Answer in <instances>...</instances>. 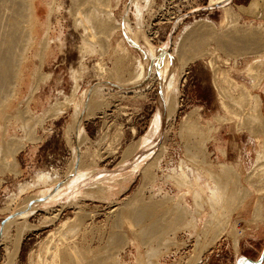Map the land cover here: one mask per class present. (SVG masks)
I'll list each match as a JSON object with an SVG mask.
<instances>
[{"label": "rangeland", "instance_id": "374dc122", "mask_svg": "<svg viewBox=\"0 0 264 264\" xmlns=\"http://www.w3.org/2000/svg\"><path fill=\"white\" fill-rule=\"evenodd\" d=\"M230 1L135 0L136 10L132 0H38L37 41L8 100L10 112L27 109L30 122L1 126L5 142L25 138L27 129L36 140L10 157L14 172L0 174V264H69L74 254L95 264H192L197 253V264L259 260L264 98L256 112L250 95L264 83L257 77L264 16L238 11L251 0ZM200 22L214 37L182 42ZM219 39L232 46L220 48ZM139 63L143 74L129 84ZM85 90L94 105L81 119ZM220 165L229 175L214 181ZM34 200L41 201L22 218Z\"/></svg>", "mask_w": 264, "mask_h": 264}, {"label": "bare ground", "instance_id": "6f19581e", "mask_svg": "<svg viewBox=\"0 0 264 264\" xmlns=\"http://www.w3.org/2000/svg\"><path fill=\"white\" fill-rule=\"evenodd\" d=\"M82 1H84V0H71V3L75 4L76 2H82ZM86 1L89 2V0H85V2ZM132 1H134L135 9L138 10V5L136 4L135 0H132ZM228 1L229 0H210L209 3H210V6L217 5V7H218L220 4L224 5L223 3H225V5H226L228 3ZM37 2H38V0H0V130H1L2 123L4 124L5 121L8 122L9 121L8 119H19V121H20L19 123H20V126L22 127V129H23V127L25 128L26 125L30 122L29 121L30 120L29 119L30 116L26 112V110H27L26 109V107H27L26 104L27 103H25L26 107L25 108L23 107L26 110L23 111V109L22 110L21 109H17L16 112L14 114H12L10 112V110H12V104H11V101L9 102L8 100L15 93L16 88H18V86H19V83H20L19 81H20L21 77L24 76L25 73H26L25 69L27 68L28 59H29L28 54L30 53L31 48L35 45V43L37 41V36H35V34H34L35 25H34L33 18H34L35 15L40 14L42 12V9L36 7ZM147 3H150V2H147ZM99 4L103 5L101 3H99ZM100 8L101 7H97V9H99V11H101ZM225 9H229L230 10L229 7H226ZM230 11H228V13L226 14L227 15L225 17L226 21L231 20V19L233 20V18H234ZM136 18H138V17H136ZM123 27H125V32H129L128 34L131 33L132 29H131V27H130V25L128 23H125V24L123 23ZM188 34H189V36H187V34H185L184 37L182 36L180 40L182 42L186 41V40L190 41L191 40V34H193V36H195V38L197 37V39H200V40H204V38H206V37H208V38L214 37V35L208 30V25L205 22L196 23L194 25V27H193V31L188 32ZM247 34L248 35H253L252 32H249ZM146 37H148V36H146ZM133 41H134V36H133ZM215 43L220 48H225L226 46H232V44H226L225 42H223V40L221 41V39L216 40ZM135 44H136V41L134 42V45ZM140 44H141V42H140ZM39 45L44 47V45H42V43H40ZM179 45L181 46V42L179 43ZM148 47L149 48L147 49V51H149L150 56H152L153 49H152V47H150V45H148ZM196 47L199 48V46H196ZM197 48H196L195 51H193V50L191 51V57H190L191 60L196 58V54L197 55L200 54V53H198V49ZM41 50H42V48H41ZM41 50L39 49V51H41ZM42 53L43 52H41V53L39 52V54H40L39 56H41L40 59L42 58V56L45 55L44 54L45 52L43 53L44 55H42ZM154 53H155V51H154ZM41 60H39V62ZM186 64H187V60H184L183 63L181 64V69H183L186 66ZM164 67L167 68V64ZM100 70L104 71V68L101 67ZM162 71H166V70H162ZM142 74H143V68H142V65L139 63L137 75H135L128 83L132 84V83L138 81L141 78ZM172 80L174 81V83L176 82V80H174V79H172ZM94 88L95 87L93 86V88H91V91ZM234 89H235V87H234ZM91 91H89V90L86 91L85 90L82 93V97H81L82 100L79 102V113H78V116L79 117L81 116L80 117L81 119L86 114V111L88 112V109H89L88 107L89 106H90V110L93 109V105H94L93 102L90 103L88 101ZM164 91H165L164 100H165V103L167 104L171 100V98H170L171 96L170 95L172 93L171 91H173V88L171 89V87L168 86V87L165 88ZM234 91L237 94L236 95L234 94L235 97H233V98L236 101L240 100V101L243 102L244 99H245V96H244L245 94L242 91H240V90H237V91L234 90ZM30 93H32V94L29 95V97L27 96L28 98H30L33 95V92L30 91ZM250 96L252 97V99H251L252 109L257 112L258 108L260 107L259 106V104H260L259 98L257 97L256 94H253V95H250ZM81 108H83V110H84V111L82 110L83 111L82 113L80 112ZM56 112H58V111H56ZM157 112H158L157 114L159 115L158 116V119H159V117H160L159 110ZM54 115H56V114H54ZM87 116H88V114H87ZM79 117H78V119H79ZM259 117L264 120V118L262 116L259 115ZM39 120L41 121V119L38 118V121ZM80 121L81 120L79 119L78 120V125L80 124ZM33 122L35 123V120H33ZM33 122L31 124H33ZM36 122H37V120H36ZM190 122H191V119L189 118V116L188 115L184 116L183 120H182V128L184 130L185 129L189 130L190 129V125H189ZM40 123H42V121ZM40 123L38 125H40ZM260 123L263 124L261 122V120H260ZM3 126L5 127V125H3ZM31 126H34V125H31ZM4 127L2 129L3 131L1 130V132H0V174H3L5 171H7V172H12V171L14 172L15 171V170H13L14 169L13 165H15V164H14V162H11L10 159L13 158V156H14L13 154L14 153L19 151V149H21L23 147L25 140H27V139L29 140V138L32 137L31 136L32 133L35 132V131H33L31 133L30 131H28L29 129H27V131L24 130V131L28 132V134L25 133L26 134L25 138L22 137V139H19V140L16 139V137L14 138L13 135H12V137L14 139H16V141L14 140L15 141L14 142L11 138H9L10 141L12 140L14 143L12 142V144L11 143L8 144L6 142H10L9 139H7L8 141H6V142L3 141V139L1 140V137L4 136V135H7V133H8L7 130L4 129ZM27 128H30V126L27 127ZM261 128H263V125H262ZM30 130L32 131L33 128L30 129ZM76 133H77L78 138H79V136L81 135V128L80 127L77 129ZM259 134L263 135L261 132ZM26 136H27V138H26ZM35 138H38V137L36 136ZM31 139H30L31 141H33V140L35 141L36 140L34 138H31ZM7 157H9L8 160H6ZM10 157H12V158H10ZM74 173H75V170H73V174ZM228 175H229V170L226 168V166L225 165H220L219 173L215 174L213 176V179H214V181H220V180H222L224 177H226ZM219 176H221V177H219ZM259 193H264V187L259 190ZM35 204H36V202L34 200V202H32L30 204L31 206L29 205L28 208H27V206L24 207V208L22 207L24 210L22 209V211H20L19 215H21L22 218H25L26 216H29L30 212H28L27 210L28 209L29 210L32 209V207H33L32 205H35ZM40 204H43V203H40ZM23 206H25V205H23ZM260 213L261 212L256 209L255 216H259ZM216 237L217 236L215 235V238ZM215 238H212V239H215ZM53 248H56V250H58L57 247H55V245H54ZM46 251L47 250H45V252ZM54 252H56V251H54ZM50 253H51V251H50ZM197 254H199V253H197ZM197 254L194 257L195 260H193L194 262L192 264H197L200 261V259H201L200 257L201 256H199ZM55 255L58 256L56 253H55ZM73 256H74V258L70 259L69 264H95V260L93 261V258H92V261H91V258L89 260V258L88 257L85 258L84 255L82 256V255H79V254H74ZM87 256H88V254H87ZM47 257L48 256H46V258ZM49 258L50 257H48L47 259H49ZM42 259H43V257H42ZM60 259H62L61 256L59 257L58 260L61 261ZM42 261H41V263H42ZM65 264H68V263L66 262Z\"/></svg>", "mask_w": 264, "mask_h": 264}, {"label": "crops", "instance_id": "0c3cea01", "mask_svg": "<svg viewBox=\"0 0 264 264\" xmlns=\"http://www.w3.org/2000/svg\"><path fill=\"white\" fill-rule=\"evenodd\" d=\"M230 2L231 1L229 0L228 3L230 4ZM227 7H229L231 9L230 5ZM237 7H238V11H240V12H245V11L251 12L252 16L256 19H261L264 16V0H251V2L247 6L241 7V5H239ZM258 63H260V65H259L260 71H257V73L260 76H257V77H259L261 79V77L264 76V61L262 60ZM251 68L253 70V67H251ZM262 82L259 81L256 88L251 87V90H253V94H256L257 97L259 98V101H260L259 105L262 104V98H264V83H262ZM217 95H218V92H217ZM218 98H219V96H218ZM218 102L220 103V100ZM260 110H261V108H260ZM261 137L263 138L264 135H261Z\"/></svg>", "mask_w": 264, "mask_h": 264}, {"label": "water", "instance_id": "95a60500", "mask_svg": "<svg viewBox=\"0 0 264 264\" xmlns=\"http://www.w3.org/2000/svg\"><path fill=\"white\" fill-rule=\"evenodd\" d=\"M116 87H120V86H117V85H115ZM39 201H41V200H36L35 202H39ZM263 259H264V249H263V252H262V254H261V257L259 258V260L258 261H255V262H251V261H243L241 264H261L262 263V261H263Z\"/></svg>", "mask_w": 264, "mask_h": 264}]
</instances>
